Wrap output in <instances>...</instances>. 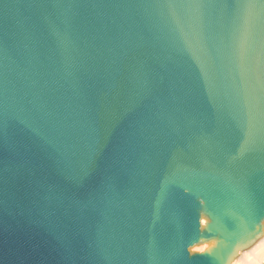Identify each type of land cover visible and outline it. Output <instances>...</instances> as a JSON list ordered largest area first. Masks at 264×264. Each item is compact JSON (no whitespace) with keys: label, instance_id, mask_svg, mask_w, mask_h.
Returning <instances> with one entry per match:
<instances>
[{"label":"water","instance_id":"1","mask_svg":"<svg viewBox=\"0 0 264 264\" xmlns=\"http://www.w3.org/2000/svg\"><path fill=\"white\" fill-rule=\"evenodd\" d=\"M263 236L264 0H0V264Z\"/></svg>","mask_w":264,"mask_h":264},{"label":"bare ground","instance_id":"2","mask_svg":"<svg viewBox=\"0 0 264 264\" xmlns=\"http://www.w3.org/2000/svg\"><path fill=\"white\" fill-rule=\"evenodd\" d=\"M203 224L205 217L202 218ZM200 249L203 248L201 245ZM242 260H238L235 264H264V236L250 248L243 252Z\"/></svg>","mask_w":264,"mask_h":264}]
</instances>
